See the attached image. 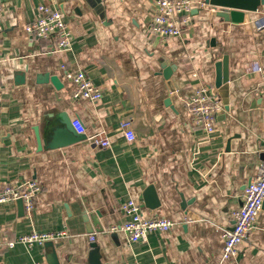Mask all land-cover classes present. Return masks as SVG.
Returning a JSON list of instances; mask_svg holds the SVG:
<instances>
[{
	"label": "crops",
	"instance_id": "1",
	"mask_svg": "<svg viewBox=\"0 0 264 264\" xmlns=\"http://www.w3.org/2000/svg\"><path fill=\"white\" fill-rule=\"evenodd\" d=\"M193 1L182 35L161 39L144 33L151 0H0V184L42 186L31 213L18 201L0 204V238L66 230L52 241L60 264H91L96 256L108 264H264V209L238 255L223 259L231 213L264 161V29L252 23L264 4L237 23ZM40 4L63 11L70 50H53L51 40L26 31ZM224 55L230 81L217 89L215 62ZM160 61L175 67L180 90L170 91ZM78 70L101 88V100L73 97L66 74ZM201 86L229 105L212 133L192 123L186 103ZM66 117L80 119L87 135L105 133L110 145L74 141ZM124 120L134 141L124 135ZM151 185L161 201L156 209L143 206ZM132 198L145 215L174 227L137 243L114 231ZM52 252L47 242L0 246V264H48Z\"/></svg>",
	"mask_w": 264,
	"mask_h": 264
},
{
	"label": "built area",
	"instance_id": "2",
	"mask_svg": "<svg viewBox=\"0 0 264 264\" xmlns=\"http://www.w3.org/2000/svg\"><path fill=\"white\" fill-rule=\"evenodd\" d=\"M155 12L151 22L144 30L149 37L168 39L181 36L186 26L191 24L195 7L193 0H151ZM38 15L26 25V31L33 39H49L52 41V49L56 51L70 50L73 42V33L65 21L62 10L45 4L38 6ZM3 8L0 3V76L2 68L1 40L5 32L2 18ZM258 30L264 29V8L260 16L252 20ZM256 70L261 67L255 66ZM67 80L73 84V97L75 99H87L98 102L102 99V90L87 76L78 70L67 72ZM1 91V85H0ZM187 107L195 126L202 127L206 132L216 131L218 115L223 111L222 99L215 93L210 92L208 86L195 88L186 98ZM72 124L77 133L85 135L86 140L108 147L110 139L105 133L99 132L87 135L86 127L80 119L75 118ZM121 128L128 141H134L136 136L131 120H124ZM42 191L41 184L36 180H26L19 184H0V204L21 199L27 212L31 213L36 205V198ZM264 205V161L258 168L255 178L246 185L243 193L242 205L231 213L232 225L224 230L223 259L235 258L241 245L248 239L256 227V223ZM121 209L125 215L123 223L113 227L114 231H124L130 242H146L152 232H168L175 223L174 221L154 215H145L138 200L132 198L122 203ZM67 235V231L39 232L31 231L24 233L15 240L5 241L0 238V246L14 247L17 243L32 248L36 245H44ZM90 241H95V235L90 236ZM41 264V263H36Z\"/></svg>",
	"mask_w": 264,
	"mask_h": 264
},
{
	"label": "water",
	"instance_id": "3",
	"mask_svg": "<svg viewBox=\"0 0 264 264\" xmlns=\"http://www.w3.org/2000/svg\"><path fill=\"white\" fill-rule=\"evenodd\" d=\"M202 2L205 3L206 5H211L214 8V10H217L218 16L224 18L227 21H233L237 23L244 21L246 12L255 11L261 4H264V0H203ZM195 12H198V9H196ZM171 65L172 64H169L166 61H160V66L162 68L161 73L164 79L167 81L170 91L176 92L180 90V87L176 83H174L176 81V78H173L175 67H172ZM215 70H216V77H215L214 85L217 89H221L222 87H224L225 84H227L230 81L228 55H224L222 59L215 62ZM52 80L56 81L58 79L53 77ZM57 86L60 87L61 84L57 83ZM223 104L225 109L229 110L228 101L223 100ZM66 120L68 121L69 126L74 133V141L83 140L85 138V135L76 132L71 120L68 119V117H66ZM142 199L144 201L143 206L149 207L151 209H156L160 206L161 201L158 198L156 188L153 185L149 186L145 190ZM18 203H20V205L24 207L23 201L21 199L18 200ZM182 207L185 208L186 203H183ZM263 209H264V205H263ZM47 245L53 248L52 254L51 255L49 254L47 258L48 264H60L54 242L48 241ZM92 246L93 247L95 246L94 242L92 243ZM91 264H108V263H102L101 259L96 256L91 259Z\"/></svg>",
	"mask_w": 264,
	"mask_h": 264
}]
</instances>
